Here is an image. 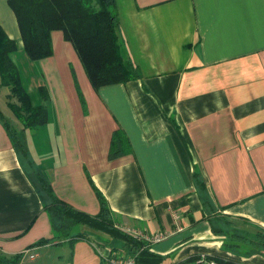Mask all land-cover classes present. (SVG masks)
I'll return each instance as SVG.
<instances>
[{
    "label": "crops",
    "instance_id": "0c3cea01",
    "mask_svg": "<svg viewBox=\"0 0 264 264\" xmlns=\"http://www.w3.org/2000/svg\"><path fill=\"white\" fill-rule=\"evenodd\" d=\"M7 1L0 28L15 41L22 86L33 106L41 87L49 100L46 122L24 129L0 86V112L26 153L0 120V254L22 255L19 264H101L109 252L125 253L82 227L86 238L57 237L46 183L91 216L99 212L94 186L117 227L161 237L144 244L162 264H264V250L243 239L264 231V0H115L121 53L140 79L97 92L60 31L51 33V57L29 59ZM118 129L130 150L109 161Z\"/></svg>",
    "mask_w": 264,
    "mask_h": 264
},
{
    "label": "trees",
    "instance_id": "16d2710c",
    "mask_svg": "<svg viewBox=\"0 0 264 264\" xmlns=\"http://www.w3.org/2000/svg\"><path fill=\"white\" fill-rule=\"evenodd\" d=\"M13 12L23 49L30 60L40 61L53 54L51 33L60 31L64 41L71 44L94 91L107 86L123 85L140 79L138 68L121 53L115 0H8ZM16 51L15 41L0 28V86L8 89L7 107L24 129H34L47 119L45 88L38 89L41 103L33 106L22 86L18 68L11 58ZM0 120L11 142L24 157L25 148L12 122L0 112ZM129 142L122 130L111 136L107 158L115 160L129 153ZM193 182L203 203H208L206 188L198 173ZM93 186V185H92ZM99 202V212L88 215L78 211L54 196L48 184L42 189L48 203L53 232L70 241L86 238L77 227L107 237L112 251H124L134 257L136 264H162V258L151 252L144 242L122 233L114 223L113 213L102 194L93 186ZM257 249L264 250V231L256 232L252 240L243 238ZM46 243L40 241L37 245ZM120 244V248L116 246ZM22 255L0 254V264H19ZM221 264H239L233 261L208 258ZM198 258L178 264H193Z\"/></svg>",
    "mask_w": 264,
    "mask_h": 264
},
{
    "label": "built area",
    "instance_id": "2783aa9c",
    "mask_svg": "<svg viewBox=\"0 0 264 264\" xmlns=\"http://www.w3.org/2000/svg\"><path fill=\"white\" fill-rule=\"evenodd\" d=\"M122 233L133 237L134 239L142 242H155L160 240V236L150 238L143 235L141 232L128 229V228H120L117 227ZM36 256L29 255L28 258L33 260ZM101 264H136L134 257L129 256L127 253L122 252H109L108 254L102 256ZM193 264H221L215 260H209L207 257H200Z\"/></svg>",
    "mask_w": 264,
    "mask_h": 264
}]
</instances>
